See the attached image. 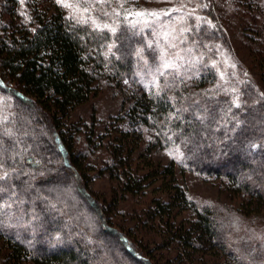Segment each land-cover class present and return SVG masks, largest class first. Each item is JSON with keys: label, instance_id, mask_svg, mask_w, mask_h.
<instances>
[{"label": "trees", "instance_id": "trees-1", "mask_svg": "<svg viewBox=\"0 0 264 264\" xmlns=\"http://www.w3.org/2000/svg\"><path fill=\"white\" fill-rule=\"evenodd\" d=\"M202 2L203 13L189 12L201 22L195 16L181 57L154 87L130 90L102 134L71 113L104 84H139L145 66L162 62L164 21L186 8L157 12L153 27L120 15L105 27L57 0H0V98L9 108L0 115V264H264V223L248 211L264 207V93L247 75L221 80L226 32L217 18L227 0ZM142 144L178 159L136 170ZM98 149L101 163H88ZM175 166L246 200L236 208L195 200L176 183ZM89 171L123 194L141 190L151 171L168 177V197L146 210L147 221L164 224L152 249L114 225L116 205L91 193Z\"/></svg>", "mask_w": 264, "mask_h": 264}, {"label": "rangeland", "instance_id": "rangeland-1", "mask_svg": "<svg viewBox=\"0 0 264 264\" xmlns=\"http://www.w3.org/2000/svg\"><path fill=\"white\" fill-rule=\"evenodd\" d=\"M61 3L69 5L66 8L76 18L83 21L91 20L100 25H107L114 16L119 18L118 15H120V18L137 26L146 24L153 27L158 15L136 16L129 14L141 10L167 12L171 8H186L184 11L186 15L191 12L193 14L203 13L199 7L203 3L202 0H192L191 3L180 4L174 0H61ZM220 9L221 11L216 9V12L213 11V13L216 15L218 11L220 12V17L217 19L225 29L226 41L221 48L224 55L215 64L217 74H220L221 80H229L232 84L247 75L264 93V0H227V5ZM204 14L207 15V13ZM214 14L212 16L216 18ZM186 15L184 17L174 16L170 22L164 21L165 25L160 30L159 36L160 46L156 47L157 52L160 50L164 52L162 62L154 67L144 65L141 77H139V84L132 85L128 80L124 81V87L116 84H104L94 97L75 108L70 118L73 121L88 123L94 120L97 131L105 134L107 129L104 127L107 119L120 113L122 108L128 104L130 90L141 93L154 87L159 74L172 67L181 57L179 52L185 51L190 43V29L195 16L200 20L199 15L190 14L192 17L185 18ZM210 53L214 55V53ZM244 69L247 70V74L244 73ZM8 109L6 102L0 98V115L5 114ZM144 146L143 144L139 145V148H135L133 152L132 168L136 170L158 169L160 166H165L170 158L178 159L169 150L154 148L145 151ZM98 150L88 158V163L93 165L101 163L105 154L103 149ZM175 168L176 183L195 200L219 203L234 208L240 206L243 198L246 200L242 194H230L218 180L205 179L190 170L181 172L176 166ZM94 172L87 173L90 177L88 187L97 199L101 198L115 203V209L111 212L114 225L117 228H133L129 232L133 239L135 241L139 239L143 246L152 249L162 236L164 224L150 219L147 221L146 210L155 198L166 199L168 197L170 183L168 177L159 171H151L152 174L145 181L141 190L134 194H123L114 179L105 175L96 176ZM116 188L117 194L115 193ZM248 211L251 212V217L262 219L261 221L264 223V207L258 208L253 204L248 207ZM185 216L184 212H180L176 219H183ZM144 219L146 224L142 223ZM4 251H6L5 246L0 241V255ZM162 252L166 254L165 250ZM154 255L155 259L160 260L158 249H154Z\"/></svg>", "mask_w": 264, "mask_h": 264}, {"label": "snow or ice", "instance_id": "snow-or-ice-1", "mask_svg": "<svg viewBox=\"0 0 264 264\" xmlns=\"http://www.w3.org/2000/svg\"><path fill=\"white\" fill-rule=\"evenodd\" d=\"M58 3L61 2V0H57ZM63 6L68 7L69 5L64 4ZM123 6V5H121ZM178 9H173V11H177ZM130 15L135 14L136 16H155L158 15V13L155 10H141V11H134V12H130ZM105 27H107V25H105ZM112 31L114 32L115 29H112ZM167 66V65H166Z\"/></svg>", "mask_w": 264, "mask_h": 264}]
</instances>
